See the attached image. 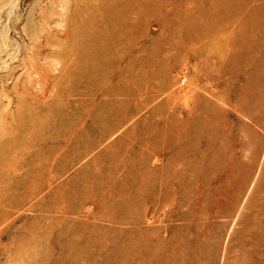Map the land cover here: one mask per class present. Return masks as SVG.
<instances>
[{"label":"rangeland","instance_id":"rangeland-1","mask_svg":"<svg viewBox=\"0 0 264 264\" xmlns=\"http://www.w3.org/2000/svg\"><path fill=\"white\" fill-rule=\"evenodd\" d=\"M0 264H264V0H0Z\"/></svg>","mask_w":264,"mask_h":264}]
</instances>
